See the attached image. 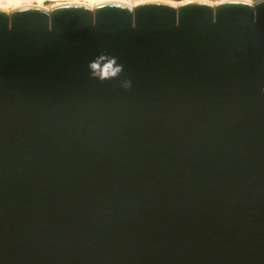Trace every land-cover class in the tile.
Returning <instances> with one entry per match:
<instances>
[{
  "label": "water",
  "instance_id": "obj_1",
  "mask_svg": "<svg viewBox=\"0 0 264 264\" xmlns=\"http://www.w3.org/2000/svg\"><path fill=\"white\" fill-rule=\"evenodd\" d=\"M0 264H264V0L0 9Z\"/></svg>",
  "mask_w": 264,
  "mask_h": 264
},
{
  "label": "bare ground",
  "instance_id": "obj_2",
  "mask_svg": "<svg viewBox=\"0 0 264 264\" xmlns=\"http://www.w3.org/2000/svg\"><path fill=\"white\" fill-rule=\"evenodd\" d=\"M192 1H206V0H192ZM246 1L256 2L257 0H246ZM110 2H118V3L127 4V5H131V6L139 4V3H144V2H162V3L171 4V5H177L180 3V2H177L175 0H174V2H173V0H136V2H134V3H129V2H127V0H99V2H97V3L89 4L87 2H67V0H43V3L28 4V5L16 8V9L35 8V9H39L42 11L49 12L52 8L59 6V5H63V4H81V5H86V6L93 8L94 6H98L100 4H105V3H110ZM207 2L214 4V2H210V1H207ZM16 9H13V10H16ZM4 11H6V10H4ZM7 12H11V11H7Z\"/></svg>",
  "mask_w": 264,
  "mask_h": 264
},
{
  "label": "clouds",
  "instance_id": "obj_3",
  "mask_svg": "<svg viewBox=\"0 0 264 264\" xmlns=\"http://www.w3.org/2000/svg\"><path fill=\"white\" fill-rule=\"evenodd\" d=\"M67 2H87L89 4H94L99 2V0H67ZM127 2L134 3L136 0H127ZM33 3H43V0H0V9L12 11L13 9ZM128 86H130V82L125 81L124 87Z\"/></svg>",
  "mask_w": 264,
  "mask_h": 264
},
{
  "label": "built area",
  "instance_id": "obj_4",
  "mask_svg": "<svg viewBox=\"0 0 264 264\" xmlns=\"http://www.w3.org/2000/svg\"><path fill=\"white\" fill-rule=\"evenodd\" d=\"M177 2H185V1H190V0H175ZM206 1H210V2H214V3H218V2H223V1H227V0H206ZM258 1V0H257Z\"/></svg>",
  "mask_w": 264,
  "mask_h": 264
}]
</instances>
